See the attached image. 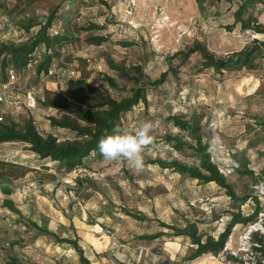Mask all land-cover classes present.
Wrapping results in <instances>:
<instances>
[{
    "label": "rangeland",
    "instance_id": "rangeland-1",
    "mask_svg": "<svg viewBox=\"0 0 264 264\" xmlns=\"http://www.w3.org/2000/svg\"><path fill=\"white\" fill-rule=\"evenodd\" d=\"M69 2H2L0 45H19L33 38L39 24L29 32H25L22 24L29 19H37L38 23L45 21L57 7L52 31L67 36L70 43L63 41L52 70L78 71L76 78L65 74L37 77L27 68L25 74L30 80L18 81L9 89L2 108L3 118L9 121L17 115L18 126H22L31 117L42 135L51 134L58 141L70 139L71 132L52 127L49 122L51 117H60L62 110L45 105L49 99L67 97L68 82L85 79L98 92L118 99L127 96L134 86L116 77L107 67L108 57L131 77L136 73L134 67H139L142 84L148 79L154 81L170 66L172 70L165 82L147 89L148 104H139L123 117L122 129L130 132L145 121H153L154 142L145 149L146 166L139 172L125 160L107 161L103 157L92 158L71 172L58 171L56 164L40 161L23 143L0 144L1 160L19 162L32 169L26 177L13 180L15 188L3 184L13 189L8 197L0 187V264L9 257L18 264H78V256L70 246L56 243L52 236L37 235L29 221L61 238L74 239L77 235L91 264H256L258 257L251 252L250 234L258 231L264 237V195L261 194L264 190V129L261 126L264 123V59L257 61L252 70L219 76L201 69L199 50L185 60L178 54L198 46L217 60H224L235 51L253 46L254 40H263L262 35L242 31L234 22L233 13L240 0L230 3L224 0ZM63 3L73 6L65 11ZM248 11L264 24V0H256ZM88 24L101 29L87 30ZM99 36L106 37L107 42L100 46L86 42L89 37ZM107 76L115 79L118 88L108 84ZM30 89L36 92L37 107L32 114L25 109L15 114L14 106L25 100ZM193 114L201 117V136L208 143L211 161L226 176L235 193L247 194L248 186L257 181L250 189L257 191L260 212L255 223L233 227L218 256L203 255L187 261L193 249L187 238L162 236L154 241L141 240L139 236L160 228L150 220H134L123 211L144 214L177 227H183L189 211L215 212L216 220L199 224V232L203 236H216L221 231L226 211L231 208L224 191L153 162L160 159L167 163L176 160L194 164L189 150L176 151L164 139L168 135L189 143L188 135L167 118ZM3 194L20 211L23 220L2 207ZM247 203L240 208L243 214L251 213L254 207ZM228 256L238 262L228 260Z\"/></svg>",
    "mask_w": 264,
    "mask_h": 264
},
{
    "label": "trees",
    "instance_id": "trees-1",
    "mask_svg": "<svg viewBox=\"0 0 264 264\" xmlns=\"http://www.w3.org/2000/svg\"><path fill=\"white\" fill-rule=\"evenodd\" d=\"M3 1L6 0H0V9L2 8ZM215 1L221 2L223 0ZM224 1L230 3L233 0ZM72 2L74 3L76 0H70L69 3ZM255 2L256 0H240V5H238L233 13L234 22L239 24L242 31H251L264 37V24L260 23L248 11L250 5H253ZM67 5L68 3L62 4L63 10L67 11L69 9ZM57 10L58 8L54 7L48 17L45 18V21H39L38 23L37 19H29L27 23L22 24L25 32H29L32 27L39 24L38 31L31 36L33 38L19 45L6 43L0 45V84L6 82L9 69H13L16 73L24 75L29 64L32 65L31 69L35 74L34 76L48 75L49 70L52 69L53 61L57 59L60 49L64 46L63 41L67 40V36H63L60 33L55 34L52 31L55 15L58 13ZM99 29L101 27L88 24L87 30L96 31ZM107 40L106 37L99 36L89 37L86 42L100 46L102 43H106ZM68 42L70 43V41ZM253 43V46L235 51L224 60H217L198 46L195 50L178 54L183 57L182 60H185L190 53L198 52L197 50H199L201 69L211 70L219 76H229L243 70H252L257 61L264 59V39H256ZM131 45L132 43H128V46ZM106 65L110 70L115 72L116 77L133 83L134 87L129 91L127 96H122L118 99L113 98L106 93L98 92L85 79H79L75 82H68L67 97L59 96L58 99H49L45 102L46 106L62 110L60 117L49 118L51 126L71 132L73 134L72 138L58 141L51 134L42 135L33 125V118L31 117L27 119L25 124L18 126L19 120L16 119L17 115H15L9 121H5L4 119L0 123V144L23 143L40 161H49L56 164L58 171L63 170L65 172H71L76 168L83 167L85 162L92 158H102L97 148L98 141L104 136L112 134L114 128L119 127L122 129L123 117L133 111L139 104L147 105V89L161 86L172 70L169 66L157 79L154 81L148 79V81L142 84L139 82V77H142L139 67H134V71L137 74L135 73L131 77L123 67L109 57L106 59ZM105 79L111 87L118 88V84L114 78L107 76ZM24 109L27 110L26 108H22L19 112H14L18 114ZM27 111L32 114L31 111ZM167 120L174 127L185 132L190 141L189 143H184L175 137L166 135L164 136L165 142L169 143L176 151L189 150L191 157L194 159V164L186 165L176 160L167 163L160 159L153 161L154 164L163 169H170L179 175L186 176L204 185L214 184L223 190L231 205V208L226 211L227 217L223 228L216 236H203L199 232V224L211 223L216 220L218 214L215 212L207 214L205 212L189 211V218L184 219L183 227L168 225L155 218H148L144 214L130 213L129 211H123V213L140 222L150 220V222H154L160 228V231L139 236L138 238L141 240L154 241L162 236H182L187 238L193 246L191 254L186 258L187 261H193L203 255L218 256L223 252L235 225H247L256 222L260 207L257 191L250 188H253L252 186H255L257 181H253L248 186L247 194L238 196L232 184L226 179V176L219 171L210 159L208 143L204 142L201 136V117L193 114L190 117L171 116ZM261 126L264 129V123H261ZM31 171L30 167L22 163L6 162L0 159V187L2 186V192L8 197L13 192V189L4 185L15 188L16 183L13 180L24 178ZM246 173L252 174L250 171ZM247 202L254 204V207L251 213L243 214L240 208ZM2 207L18 215L23 220L20 211L14 207L9 199L3 201ZM28 224L35 229L37 235L52 236L56 243L70 246L76 252L79 264H91L85 256L84 250L79 245L75 231L74 235L76 236L74 239L61 238L46 227L30 221ZM250 249L258 257L256 264H264V237L258 231L250 234ZM228 260L238 262L236 258L231 256H228ZM3 264H18V262L13 257H9Z\"/></svg>",
    "mask_w": 264,
    "mask_h": 264
},
{
    "label": "clouds",
    "instance_id": "clouds-1",
    "mask_svg": "<svg viewBox=\"0 0 264 264\" xmlns=\"http://www.w3.org/2000/svg\"><path fill=\"white\" fill-rule=\"evenodd\" d=\"M153 129V121L143 122L134 132L116 127L98 141V151L105 160H125L139 172L146 166L143 153L154 142Z\"/></svg>",
    "mask_w": 264,
    "mask_h": 264
},
{
    "label": "built area",
    "instance_id": "built-area-1",
    "mask_svg": "<svg viewBox=\"0 0 264 264\" xmlns=\"http://www.w3.org/2000/svg\"><path fill=\"white\" fill-rule=\"evenodd\" d=\"M74 1V0H73ZM131 1V0H130ZM133 2V0H132ZM73 3V2H72ZM73 6V4H69L67 5V8H71ZM27 68H32V65H28ZM52 74H57V76L61 77L64 76V74L68 77V78H76L78 76V71L76 69H67V70H59L55 71L50 69L48 72L47 76H50ZM30 80V77L26 74L24 75H20L18 73H16L13 69H9L7 72V80L4 83L0 84V123L4 121V118L2 116V108L6 102L7 99V94L9 89L15 85L18 81L21 82H26ZM30 83V81H29ZM31 91L28 92L27 96L25 97V100L22 103H17L16 106H14V110L16 112H19L22 108H26L27 110L33 112L36 108V92L34 89H30ZM33 125L37 128V122L33 120ZM262 192V191H261ZM264 195V190L263 193H261Z\"/></svg>",
    "mask_w": 264,
    "mask_h": 264
},
{
    "label": "crops",
    "instance_id": "crops-1",
    "mask_svg": "<svg viewBox=\"0 0 264 264\" xmlns=\"http://www.w3.org/2000/svg\"><path fill=\"white\" fill-rule=\"evenodd\" d=\"M4 144H10V143H4ZM36 158H37V156H36ZM46 166V165H45ZM1 195V194H0ZM3 197H2V199H1V203H3V201L5 200V198H7L6 196H4V194L2 195ZM5 209V208H4ZM7 210V209H6ZM1 240V239H0ZM1 245V244H0ZM3 246V245H2ZM78 264H79V262H78Z\"/></svg>",
    "mask_w": 264,
    "mask_h": 264
}]
</instances>
